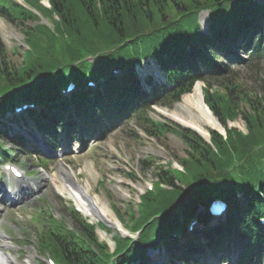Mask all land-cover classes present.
<instances>
[{"label":"trees","instance_id":"16d2710c","mask_svg":"<svg viewBox=\"0 0 264 264\" xmlns=\"http://www.w3.org/2000/svg\"><path fill=\"white\" fill-rule=\"evenodd\" d=\"M21 1L0 0V16L20 24L26 44L15 64L0 40V162L24 152L22 145L30 142L24 127L36 129L47 146H55L58 124L69 137L95 127L103 132L109 124L134 118L146 134L159 138L171 133L185 146L184 157H175L181 169L157 167L153 190L140 196L135 209L129 207L136 213L131 224L125 225L126 215L110 203L125 229L139 231L136 241L114 232L110 250L95 233L98 227L110 229L82 220L72 208V228L50 214L40 217L36 252L50 255L57 264H152L147 251L156 248L169 252V264H208L201 257L221 251L224 242L227 250L231 245L241 249L240 264L264 254L257 221L264 216V93L243 92L223 82L211 89V81L231 73L229 64L264 59V3ZM203 10L208 11L206 32L198 23ZM40 17L48 23H40ZM28 21L34 23L28 26ZM236 50L247 51L249 59ZM148 57L162 72V82H153L150 75L141 82L137 75L136 66ZM88 79L94 87L87 85ZM68 81L75 86L64 95ZM197 81L204 83V103L225 136L207 129V141L192 129L148 116L153 105L170 108L180 101ZM21 103L31 108L16 115L14 107ZM237 119L244 122V132L228 127ZM33 150L40 152L38 146ZM214 197L227 202L223 219L208 215ZM190 222L202 227L189 231Z\"/></svg>","mask_w":264,"mask_h":264},{"label":"rangeland","instance_id":"374dc122","mask_svg":"<svg viewBox=\"0 0 264 264\" xmlns=\"http://www.w3.org/2000/svg\"><path fill=\"white\" fill-rule=\"evenodd\" d=\"M253 1L264 3V0ZM207 18V11L203 10L198 14V23L203 32L207 31ZM39 22L48 23L42 17ZM33 23L28 21L27 25ZM0 40L10 60L18 64L23 58V50L26 49L20 24H14L0 17ZM236 53L244 59H249L247 51L236 50ZM90 59L92 56L87 58L88 61ZM229 66L231 73L222 81H211V89H216L217 84L223 82L232 88L239 87L243 92L264 93V59L250 61L244 65L231 63ZM136 72L141 82L145 75H150L153 82L163 81L161 71L152 60H144L143 64L137 67ZM203 87V82H197L191 93L186 94L170 108L153 106L147 111L148 116L156 121L165 119L198 131L193 126L179 122L184 120L202 127L207 132V129L214 127L203 123V112L195 106L199 97L203 98ZM186 97L188 101L184 100ZM205 115L207 116L206 113ZM227 124L228 127H237L245 131V124L241 119L229 121ZM81 126L79 124L77 127ZM56 127V149L45 146L36 131L25 130L27 140L31 142L23 144L25 153H19L18 160L27 169L29 173L27 177L32 183L21 186L16 182H10V192L1 189L0 185V246L4 258L0 260L2 264H46L45 256H40L34 248L35 241L39 237L38 219L42 215L48 218L49 213L53 218L61 220L65 226L72 228L76 225L71 215L72 208L82 220L88 223L98 221L110 229L108 231L98 227L95 233L98 239L106 242L112 250L114 246L112 234L118 232L121 236H126L127 230L116 219L110 203H115L120 212L126 215L124 224H131L132 216L136 213H132L130 208H136L139 196L156 181L157 167L162 166V169H165L171 164V167L180 169L175 157L185 155V146L176 135L168 133L159 138L150 136L134 118L126 119L118 125L109 124L104 130L105 133H102V128H100L101 132L96 128L85 134L82 131L72 132L69 140L63 127L59 124ZM198 133L202 134L200 131ZM34 142H37L44 152L43 161L33 154ZM14 147L12 146V149ZM0 181L2 182L1 178ZM73 187L83 192L93 202L97 214H92L80 205L79 197ZM201 227V225L196 226L197 229ZM240 253L241 249L237 251L233 245L227 250L224 242L221 251L216 250L201 258L205 262L214 263L217 256L221 255L225 258L222 264H240L238 261ZM152 256V262L155 264H168L167 250L155 251ZM251 264H264V254L255 257Z\"/></svg>","mask_w":264,"mask_h":264},{"label":"bare ground","instance_id":"6f19581e","mask_svg":"<svg viewBox=\"0 0 264 264\" xmlns=\"http://www.w3.org/2000/svg\"><path fill=\"white\" fill-rule=\"evenodd\" d=\"M197 84V83H196ZM195 84V85H196ZM194 85V86H195ZM192 91V90H191ZM191 93V92H190ZM201 93V92H200ZM189 94V93H188ZM185 96V95H184ZM183 96V97H184ZM182 97V98H183ZM203 98L200 96L199 97V100H198V102L195 104V106H196V108L198 109V110H200L201 112H203V115H204V122L203 123H205L206 125H209L210 127H214V128H216V130L217 131H219V132H222L224 129H223V127L219 124V121L218 120H216V117L214 116V115H212L211 114V112L208 110V108L204 105V103H203V100H202ZM184 100L185 101H188V99H187V97L186 98H184ZM205 113L207 114V116L205 115ZM218 121V122H217ZM180 123H183V124H185V125H190V126H193V127H195V129H197L198 131H200L202 134L201 135H208V134H206L207 132H206V130L205 129H203L202 127H199L198 125H196V124H192L191 122L189 123V122H185L184 120L183 121H179ZM219 124V125H218ZM191 128V127H190ZM218 129H220V130H218ZM197 131V132H198ZM73 189L74 190H76V188H74L73 187ZM76 192H77V196L79 197V203H80V205L82 206V207H85V208H87L92 214H97V211L95 210V208H94V204H93V202L83 193V192H79V191H77L76 190ZM2 249H1V246H0V251H1ZM0 260H4V258H3V255L2 256H0ZM1 262V261H0Z\"/></svg>","mask_w":264,"mask_h":264},{"label":"water","instance_id":"95a60500","mask_svg":"<svg viewBox=\"0 0 264 264\" xmlns=\"http://www.w3.org/2000/svg\"><path fill=\"white\" fill-rule=\"evenodd\" d=\"M207 107V106H206ZM208 108V107H207ZM209 110V109H208ZM219 132V131H218ZM222 134H225V131L223 130V132H221Z\"/></svg>","mask_w":264,"mask_h":264}]
</instances>
